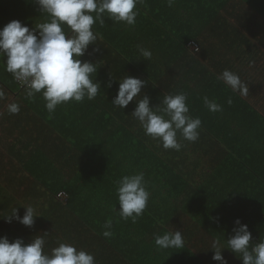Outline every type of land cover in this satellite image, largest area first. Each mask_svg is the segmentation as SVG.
<instances>
[{"label":"trees","instance_id":"16d2710c","mask_svg":"<svg viewBox=\"0 0 264 264\" xmlns=\"http://www.w3.org/2000/svg\"><path fill=\"white\" fill-rule=\"evenodd\" d=\"M145 1L136 7L138 15L134 26L113 22L107 17L103 26L99 23L93 25V31L97 34L96 44L89 45L88 52L82 59L91 61L96 54H103L105 67L102 73L105 77H108L111 60L118 62L121 72L115 71L108 77L114 80L112 87H102L93 100L85 98L83 102L61 104L51 116L44 107V100L37 95L21 112L22 117L29 113L30 130L25 129V139L30 137L39 148L50 149L45 153L46 156L60 167L46 170L49 171L48 176L56 175L50 180L46 178L47 184H44L52 193L51 201L55 204L53 208L63 210L59 220L57 216H53L48 219V224L62 226L64 233L69 235L75 229L78 240L84 241L88 248L79 249L92 253L95 264H140L136 262V258H148V250H142L141 245H154V249H157L150 264H167L171 258L173 264H219L212 260L213 250L209 248L212 244L207 240L200 242L201 244H191L193 247L185 243L194 237L189 229L181 232L185 245L182 249H161L155 244L154 237L168 232L171 226H174L175 231L185 229L183 213L194 214L193 218L198 222L201 212L213 214L215 207L210 205L216 204V201L213 194H209L210 200L203 196L199 200L194 198L195 195L198 196V186L184 179V170L174 160V156L185 155L182 150L189 141L178 134L182 144L181 151L170 154L158 140L146 135L139 122L131 115L135 99L123 109L112 105L111 100L118 88V80L113 77L130 75L144 80L146 83L141 91L149 97L152 106L159 104L165 94L181 91L187 93L189 99L207 96L211 100L217 98L220 103L227 102L230 97L232 103L224 107V115H235L231 123L237 127L232 133L237 131V136L241 132L244 135L238 138L220 135L215 141L210 137L207 143L218 147L217 153L215 152L217 161L220 157L223 160H238L237 155L249 160L250 154L247 152L251 151L252 144L248 142L251 141L252 125L255 123L252 118L264 121V108H257L249 99L254 97L259 100L263 90L247 85V94L241 95L234 93L217 77L222 70L229 69L238 74L245 84L259 83L253 69L259 71L263 68L257 67L253 57L259 51L257 43L260 44L264 36L253 34V30L264 31V12L259 10V16L256 17L255 13L252 14L253 10L228 5L229 0H195L205 19L200 26V33L186 36L183 41L166 40L162 37L167 36L164 24L154 16L160 7ZM246 14H252L254 23L242 26L238 20ZM43 16L45 15L39 12L35 0H0V27L17 19L32 28L40 23L37 21L43 19ZM191 42L197 44V50L191 48ZM138 45L152 52L151 59L146 60L139 55ZM93 48H98L99 51L94 52ZM261 52L263 56H258L259 59L264 58V51ZM16 89L25 88L17 85ZM22 98L26 96L22 95ZM226 119L221 116L217 122L224 125L229 122ZM202 122L207 127L204 130L207 134H200L194 145L200 139H206L208 130L211 131L212 122ZM155 156H158V164L154 161ZM259 156L264 159V152L259 153ZM243 171L248 175L252 173L263 177L261 182L257 181L256 192L257 199L264 196V168ZM137 172L144 173L150 196L142 216L133 223L131 219L123 220L119 216L114 181L123 175ZM243 173H238L234 184L228 186L240 189L247 184L250 188L249 176L244 178ZM155 184L156 189L153 186ZM183 188L191 190L190 195L194 199L191 197L187 200L181 193ZM60 190L67 193L65 200L57 197ZM219 192L220 190L216 193ZM156 197L157 201L154 200ZM217 200L223 201L221 198ZM256 200L252 203L249 201V206ZM214 217L203 216L202 221L209 222L217 218ZM191 218L189 219L193 220ZM106 219L112 220L111 237L102 235ZM224 251L226 250H222V253ZM233 264L242 262L236 260Z\"/></svg>","mask_w":264,"mask_h":264},{"label":"clouds","instance_id":"9594fccd","mask_svg":"<svg viewBox=\"0 0 264 264\" xmlns=\"http://www.w3.org/2000/svg\"><path fill=\"white\" fill-rule=\"evenodd\" d=\"M143 0H35L40 13L45 14L44 22L30 28L20 20L13 19L0 27V64L4 71L25 88V96L33 101L37 95L44 100V107L51 116L61 104L69 101L83 102L93 100L101 89L95 80L98 65L82 59L89 45H95L97 34L93 25L103 26L105 17L113 22H123L134 26L138 12L137 4ZM169 6L174 0H167ZM67 29V30H65ZM93 51H99L93 48ZM143 59H151L152 52L137 46ZM111 76V74H110ZM118 80L116 95L111 100L114 107L123 109L135 99L131 115L139 122L146 135L158 140L164 149L180 151L179 137L189 142L199 139L202 121L192 116L187 105L188 94L176 92L165 94L159 104L150 105L147 95L142 94L145 81L130 75ZM217 79L222 80L234 93L246 95L248 86L239 75L224 69ZM111 87V79L107 83ZM5 93L0 90V99ZM137 97H140L137 99ZM204 106L210 112H220L222 106L207 96ZM227 103L231 104L229 97ZM7 112L15 115L20 112L16 102L7 104ZM2 115V113H0ZM119 202V216L133 223L142 216L147 207L150 192L143 172L127 174L114 181ZM23 215L13 207L9 214L0 215L6 222L13 220L31 227L38 215L31 205H22ZM102 233L111 237L112 220L106 219ZM45 235L47 232H44ZM155 244L161 249H182L185 247L182 233L165 232L154 237ZM252 235L248 226L236 218L231 234L222 245L214 240L211 249L212 260L219 264H228L222 249L230 250L242 264H264V237L252 244ZM44 235H34L30 242L17 237L13 240L0 235V264H95L92 253L78 249L67 242H58L57 246L44 251Z\"/></svg>","mask_w":264,"mask_h":264},{"label":"crops","instance_id":"0c3cea01","mask_svg":"<svg viewBox=\"0 0 264 264\" xmlns=\"http://www.w3.org/2000/svg\"><path fill=\"white\" fill-rule=\"evenodd\" d=\"M145 2L160 7L156 13H154V16L160 23L164 24L163 29L167 36L162 37L166 40L179 39L183 41L186 39V36L198 33L200 26L205 22L202 12L199 10V6L195 0H174V3L171 6H169L167 0H146ZM216 2H218V0H216ZM142 4L143 2L137 4V6ZM228 5L239 6L245 10H253L252 14L255 13L256 17L259 16V10L264 12V0H245L244 2L242 0H229ZM215 7L217 6L215 5ZM149 11L151 14V10ZM252 14L249 16L247 14L246 16H242L238 20L239 24L242 26H247L250 23L253 24L254 18ZM45 19L46 16H43V19L37 22H44ZM253 34L264 36V31L254 29ZM257 45L259 51L257 52V55H254L253 59L255 64L258 65L257 67H262L263 69H260L259 71L253 69V72L255 73L254 76L259 83H246V85L256 88L260 87L261 90H263V94H261L262 97L259 98V100H256L254 97H250L249 100L253 102L257 108H264V58H258V56H263L261 51H264V40H262L260 44L257 43ZM254 50H256V48H254ZM102 55L103 54H96L91 61L98 65L95 80L100 82L101 88L108 89L109 87L107 86V83L110 80V74H114L115 71L121 72V67L118 62L112 59L108 68L109 78L107 76L105 77L102 73L103 67H105V61L104 58H102ZM113 81L111 80V87L114 83ZM17 85H19L17 81L13 80L11 74L4 71L1 64L0 90L4 91L5 96L3 99H0V113H2V115H0V215L9 214L13 207H16L19 214L23 215L24 208L22 205L33 206L38 215L35 217L34 224L31 227H27L16 220L8 223L3 217H0V235H6L10 242L15 238L20 237L23 238L26 243L30 242L34 235H44L46 241L44 251L46 252L57 246L58 242L73 244L78 249L79 247L87 248L84 241L78 240V233L75 229L69 235L64 233L63 228H61L62 226L48 224V219L53 216H57V219L59 220L63 210H60V208H53L55 204L51 201V197H53L52 193L44 184H47V182H45L46 178L50 180L56 175L48 176L49 171L47 172L46 170L60 167L57 166V162L50 161L46 156L47 151H50V149L46 147L39 148L35 142L30 140V137L25 139V135H23L25 129L30 130V123L28 122L29 113H27L25 117H22L21 112L30 101L26 98H22V95H25L26 90H17ZM202 98L203 97L200 96L198 99L187 98L186 102L192 116H198L201 121L204 120V122L205 120L212 122L211 131L207 129L208 136L206 139H200L201 141L195 145L194 142H188L185 149L182 150L185 155L181 157L178 155L174 156V160L180 168L184 170V179L192 181L193 183L191 182L190 184H196L198 186L197 192L199 193L198 196L195 195L194 198L199 200L200 196H203L205 199L210 200L211 197L209 194H213L216 204L210 206L215 207V210L213 211V214H210L208 211L201 212L198 216V218H200V221L198 222H195V217L193 218L194 214L183 213L185 229L179 228V230L180 232H184L186 229H189L190 233L194 234L193 239L185 242L190 245V247H193L191 244L196 242L201 244L200 242L205 240H207L209 244H212L214 240H219L223 245L225 239H227L232 232L234 220L239 218L242 223L248 226V230L252 235L250 243L254 244L258 242L260 238L264 237V196L261 195V197L257 199L258 192H256L258 190L257 181L261 182L263 177L252 175V173L248 175L243 169L264 168V159H261L259 156V153L264 152V121H257L259 118L256 117L252 118L255 123L252 125V134L250 135L252 137L251 141L248 142L249 144H252L251 151L247 152L250 154L248 157L249 160H245L242 155H237L238 160H223L221 157H217V161L215 152L217 153L218 147L213 145L210 146L207 143V140L211 137L212 140L215 141L220 135L238 138L243 136L244 133L241 132L240 136H237V131L235 134L232 133L233 130H236L237 126L231 123L235 115L232 113L224 115L226 113L224 107H228L229 105L227 102L220 103L217 101V98H213L222 106L223 110L220 112H210L204 106ZM12 102H16L20 105V112L18 114H8L6 106ZM71 102L72 101H69V103ZM224 103H226L225 106ZM221 116L224 117V119L227 118L226 120L229 122H226L224 125L219 124L217 119L221 118ZM52 117L54 118L55 115H52ZM248 124L245 126H248ZM206 128L202 122L201 128L199 129V136L206 131ZM217 128H220V131H216ZM205 134H207V132H205ZM256 137L261 139L256 140ZM164 150L170 154H172V152L179 153L181 151H176L174 149ZM157 157L158 156H155L154 161L158 164ZM242 172H244V178H248L249 176L248 179H250L249 184H251V187H247V184H244L245 187L240 189H234L233 186L229 187L228 185L234 184L235 176ZM153 186L155 189L157 188L156 184ZM218 190H220L219 194L216 193ZM263 190L264 187L262 191ZM206 191L209 192L206 193ZM190 192L191 190L183 188L181 193L185 195L187 200H189L191 197L193 198V196L190 195ZM219 198L223 201L219 202L217 200ZM154 200L157 201L158 198L156 197ZM254 200L256 201L250 207L249 201L252 203ZM259 207L262 208V211ZM213 215L217 218L209 222L208 220L207 222L202 221L203 216L205 218H212L214 217ZM191 216L193 220L189 219ZM190 224L193 225L190 226ZM203 228H208L209 230L204 233ZM198 230L203 232V235L197 233L196 231ZM44 232H47L46 235ZM168 232H175L174 226H171ZM154 248V245L148 247L141 245L142 250H148V258L145 259L139 257L136 258V262L140 264H150L149 261L151 262L157 254V249ZM222 250H226L222 254L229 264H233V261L240 260L230 250Z\"/></svg>","mask_w":264,"mask_h":264},{"label":"built area","instance_id":"2783aa9c","mask_svg":"<svg viewBox=\"0 0 264 264\" xmlns=\"http://www.w3.org/2000/svg\"><path fill=\"white\" fill-rule=\"evenodd\" d=\"M190 46L194 50H197L198 49L197 48V44L195 42H191L190 43ZM17 83L19 84L20 87H23L20 82L17 81ZM57 197L60 198V199H62V200H65V198L67 197V193L65 192V190H60L57 193Z\"/></svg>","mask_w":264,"mask_h":264},{"label":"rangeland","instance_id":"374dc122","mask_svg":"<svg viewBox=\"0 0 264 264\" xmlns=\"http://www.w3.org/2000/svg\"><path fill=\"white\" fill-rule=\"evenodd\" d=\"M196 222V221H195ZM193 224H190V226ZM204 229V233L207 232L209 229L208 228H203ZM197 233H199L200 235H203V232H201L200 230L196 231ZM172 258L169 260V262H167V264H173L172 263Z\"/></svg>","mask_w":264,"mask_h":264}]
</instances>
